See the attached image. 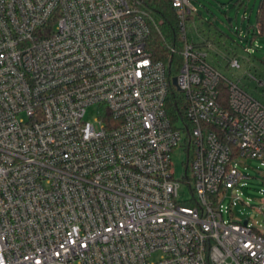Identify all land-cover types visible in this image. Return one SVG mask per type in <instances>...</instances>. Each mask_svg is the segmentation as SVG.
Masks as SVG:
<instances>
[{
	"label": "built area",
	"instance_id": "2783aa9c",
	"mask_svg": "<svg viewBox=\"0 0 264 264\" xmlns=\"http://www.w3.org/2000/svg\"><path fill=\"white\" fill-rule=\"evenodd\" d=\"M195 2L171 0L173 122L150 46L164 20L142 0H0V264H264V228L223 205L239 159L264 166V104L208 62Z\"/></svg>",
	"mask_w": 264,
	"mask_h": 264
},
{
	"label": "rangeland",
	"instance_id": "374dc122",
	"mask_svg": "<svg viewBox=\"0 0 264 264\" xmlns=\"http://www.w3.org/2000/svg\"><path fill=\"white\" fill-rule=\"evenodd\" d=\"M195 4L203 12L201 18L195 17V23L190 27L195 40H214L220 51L218 56L211 54L207 58L208 62L225 78L238 83L264 104V87L257 88L256 82H264V36L260 35L257 23L259 0H245L243 4L236 0H196ZM235 57L239 60L240 67L230 68L228 60ZM96 117V109L89 108L86 120L93 123ZM186 158L182 148L173 153L172 168L177 178L185 173ZM237 163L240 173L246 178L238 186L229 189L223 205L225 208L231 206L233 213L225 214V219L229 220L232 215L236 221L249 220L251 224L263 229L264 166L255 159H239ZM236 195L245 203L236 200L237 204L232 205ZM179 197L182 200L191 198L190 188L186 183L179 189Z\"/></svg>",
	"mask_w": 264,
	"mask_h": 264
},
{
	"label": "trees",
	"instance_id": "16d2710c",
	"mask_svg": "<svg viewBox=\"0 0 264 264\" xmlns=\"http://www.w3.org/2000/svg\"><path fill=\"white\" fill-rule=\"evenodd\" d=\"M144 6L154 11L164 20L161 27V35L154 33L151 44L152 50L157 59L162 60L167 65V74L169 80V92L166 101V110L173 122L184 118L185 100L183 94L174 84L179 67L181 66V56L171 51L172 47L181 49L177 43L178 21L171 0H142ZM257 23L260 35L264 36V0H259L257 10Z\"/></svg>",
	"mask_w": 264,
	"mask_h": 264
},
{
	"label": "water",
	"instance_id": "95a60500",
	"mask_svg": "<svg viewBox=\"0 0 264 264\" xmlns=\"http://www.w3.org/2000/svg\"><path fill=\"white\" fill-rule=\"evenodd\" d=\"M202 14V12L200 11L199 12V15H201ZM229 22H231V19H229ZM174 84L177 86V82H176V78L174 79ZM177 88H178V86H177ZM179 89V88H178Z\"/></svg>",
	"mask_w": 264,
	"mask_h": 264
}]
</instances>
